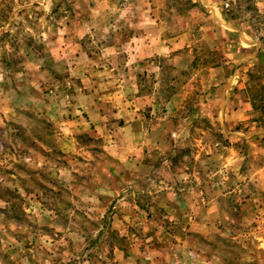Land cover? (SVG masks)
Returning a JSON list of instances; mask_svg holds the SVG:
<instances>
[{
  "label": "rangeland",
  "instance_id": "rangeland-1",
  "mask_svg": "<svg viewBox=\"0 0 264 264\" xmlns=\"http://www.w3.org/2000/svg\"><path fill=\"white\" fill-rule=\"evenodd\" d=\"M190 3L0 0V264H264V0Z\"/></svg>",
  "mask_w": 264,
  "mask_h": 264
},
{
  "label": "crops",
  "instance_id": "crops-1",
  "mask_svg": "<svg viewBox=\"0 0 264 264\" xmlns=\"http://www.w3.org/2000/svg\"><path fill=\"white\" fill-rule=\"evenodd\" d=\"M210 1L211 0H193L194 3H200L201 2L203 4H206L207 2L210 3ZM209 8H212V9H209ZM209 8H208V10H210L209 12L212 13V18L218 20L220 26H223V24H226L225 21L223 20V17H222L223 14L221 11H219L218 8H214L212 6H209ZM226 25L231 27L230 24H226ZM153 29L160 31V24L158 23V21H152V25L150 26V29H147V30H153ZM186 39H187L186 36H178L176 38V41L179 40L182 43V45L179 47L180 49L188 47ZM242 43L246 44V40L244 42V39H243ZM151 46L157 50L156 52L159 55H163V56H166L167 54H170L173 51L170 46H167L166 43L161 40V38L159 40L154 39L151 42ZM252 46H254V45H252ZM188 58L184 59L183 57H179V59L176 60V66L180 69L187 68L189 66V61H187ZM239 112L241 113L240 110H238L236 113L240 114Z\"/></svg>",
  "mask_w": 264,
  "mask_h": 264
},
{
  "label": "trees",
  "instance_id": "trees-1",
  "mask_svg": "<svg viewBox=\"0 0 264 264\" xmlns=\"http://www.w3.org/2000/svg\"><path fill=\"white\" fill-rule=\"evenodd\" d=\"M190 7H197V4H194V3H190Z\"/></svg>",
  "mask_w": 264,
  "mask_h": 264
}]
</instances>
